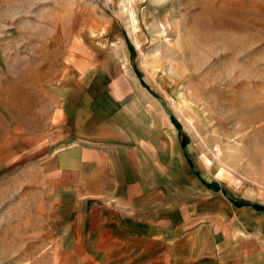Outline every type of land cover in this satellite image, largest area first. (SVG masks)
<instances>
[{
    "label": "rangeland",
    "instance_id": "1",
    "mask_svg": "<svg viewBox=\"0 0 264 264\" xmlns=\"http://www.w3.org/2000/svg\"><path fill=\"white\" fill-rule=\"evenodd\" d=\"M98 76L170 118L209 181L264 203V0H0V264L102 263L63 237L42 170L61 106Z\"/></svg>",
    "mask_w": 264,
    "mask_h": 264
},
{
    "label": "crops",
    "instance_id": "2",
    "mask_svg": "<svg viewBox=\"0 0 264 264\" xmlns=\"http://www.w3.org/2000/svg\"><path fill=\"white\" fill-rule=\"evenodd\" d=\"M121 85L117 96L113 81L91 79L61 106L58 139L47 142L52 206L72 222L63 237L89 240L101 264H264V203L209 181L172 120L135 112L143 105Z\"/></svg>",
    "mask_w": 264,
    "mask_h": 264
}]
</instances>
